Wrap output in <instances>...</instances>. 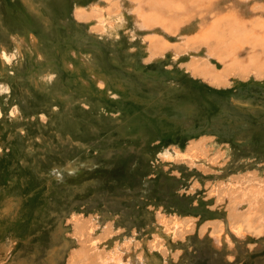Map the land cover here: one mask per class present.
I'll return each instance as SVG.
<instances>
[{"label":"rangeland","instance_id":"1","mask_svg":"<svg viewBox=\"0 0 264 264\" xmlns=\"http://www.w3.org/2000/svg\"><path fill=\"white\" fill-rule=\"evenodd\" d=\"M92 1L0 0V264H102L119 245L134 264H264L263 226L232 230L264 212V78L214 86L187 53L147 59L131 19L114 42L75 20Z\"/></svg>","mask_w":264,"mask_h":264},{"label":"bare ground","instance_id":"2","mask_svg":"<svg viewBox=\"0 0 264 264\" xmlns=\"http://www.w3.org/2000/svg\"><path fill=\"white\" fill-rule=\"evenodd\" d=\"M220 3L221 0H93L90 4L76 3L74 18L76 21H86L97 34L113 42L119 36L118 27L131 19L135 29L128 34L143 36L141 44L147 59H159L168 52L173 57L187 53L189 59L182 65L184 70L192 76L212 80L214 86H223L231 76L260 81L264 78V3H254L247 14L233 6L224 16V9L218 8ZM176 37L179 43L175 41V45L172 38ZM27 40L30 43L37 40L43 48L42 42L30 33ZM201 48L202 55L198 52ZM47 56L52 60L56 58L54 53H47ZM62 59L76 84L87 83L85 72L90 73L91 69L75 48L68 47ZM94 64L103 70L100 62ZM96 83L99 88L105 89L103 79ZM114 83L117 87L124 85ZM186 151L193 158H204L202 145L192 144ZM256 216L235 219L232 222L235 235L245 236L262 226L264 229V212ZM175 224L178 225V222ZM221 231L223 227L213 230L218 234V241L223 238ZM109 260L113 264H134L138 256L127 251L125 245H119L107 257L101 256L102 264H108ZM139 260L144 264L141 257Z\"/></svg>","mask_w":264,"mask_h":264}]
</instances>
